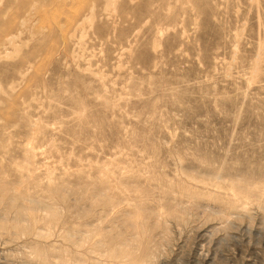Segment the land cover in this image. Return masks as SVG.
<instances>
[{"label":"rangeland","instance_id":"obj_1","mask_svg":"<svg viewBox=\"0 0 264 264\" xmlns=\"http://www.w3.org/2000/svg\"><path fill=\"white\" fill-rule=\"evenodd\" d=\"M263 187L264 0H0V264H264Z\"/></svg>","mask_w":264,"mask_h":264},{"label":"bare ground","instance_id":"obj_2","mask_svg":"<svg viewBox=\"0 0 264 264\" xmlns=\"http://www.w3.org/2000/svg\"><path fill=\"white\" fill-rule=\"evenodd\" d=\"M216 174L218 175V172H217ZM223 174H224V173H223ZM214 177H215V176H214ZM239 179H240V178H239ZM231 181H232V180H231ZM208 182H209V181H208ZM103 183H104V182H103ZM103 183H102V184H103ZM183 183H184V182H183ZM104 184H105V183H104ZM231 184H232V187L234 188V187H237L239 183H237V182L235 181V182H232ZM260 184H261V183H260ZM5 185H6V184H5ZM185 185H186V183H185ZM185 185H184V186H185ZM217 185H218V184H217ZM99 186H101V185H99ZM184 186H182V187H184ZM186 186H187V185H186ZM3 187H5V186H3ZM103 187H104V186H103ZM248 187H249V186H248ZM251 187H252V186H251ZM259 187H260V186H259ZM5 188H8V187H5ZM189 188H190V186H189ZM263 188H264V187H263ZM3 189H4V188H3ZM3 189H2V190H3ZM8 189H9V188H8ZM8 189H7V190H8ZM185 189H187V188L184 187V190H185ZM5 190H6V189H5ZM7 190H6V191H7ZM107 190H108V189H107ZM107 190H105V191H107ZM230 190H231V189H230ZM263 190H264V189H262V190H260V191H263ZM3 191H4V190H3ZM181 191L183 192V190H181ZM231 191H234V190H231ZM244 191H245V190H244ZM247 191H251V189H249V190H247ZM7 192H8V191H7ZM11 192H13V190H12ZM198 192H199V191H198ZM1 193H2V192H1ZM8 193H9V192H8ZM8 193H7V194H8ZM98 193H99V192H98ZM101 193H102V192H101ZM196 193H197V192H196ZM2 194H3V193H2ZM15 194H16V192H15ZM17 194H18V191H17ZM21 194H23V193H21ZM21 194H20V195H21ZM184 194H185V192H184ZM199 194H200V193H199ZM199 194H198V195H199ZM261 194H262V192H261ZM11 195H12V194H11ZM20 195H18L17 197H19ZM25 195H26V194H25ZM25 195H24V196H25ZM190 195H192V194H190ZM193 195H195V194H193ZM235 195H236V194H235ZM254 195H255V194H254ZM9 196H10V195H9ZM24 196H22V197L24 198ZM26 196H27V195H26ZM26 196H25V197H26ZM106 196H107V195H106ZM185 196H186V195H185ZM239 196H240V194H239ZM262 196H263V194H262ZM20 197H21V196H20ZM20 197H19V198H20ZM108 197H109V196H108ZM23 198H22V199H23ZM7 199H8V198L6 197V201H7ZM107 199H109V198H107ZM0 200H1V199H0ZM8 200H9V204H10L11 206H14L15 198L10 196ZM18 200H19V199H18ZM18 200H17V201H18ZM26 200H27V199H26ZM29 200H30V199H29ZM31 200H33V199H31ZM31 200H30V201H31ZM22 201H23V200H22ZM105 201H107V200H105ZM109 201H110V199H109ZM17 203H18V202H17ZM17 203H15V204H17ZM106 203H107V202H106ZM228 204H229V203H228ZM232 204H233V203H232ZM17 206H18V204H17ZM235 206H236V205H235ZM15 207H16V206H15ZM139 207H140V206H139ZM227 207H228V206H227ZM237 207H238V206H237ZM24 209H25V208H24ZM114 209H115V208H114ZM19 210H20V209H19ZM14 211H15V210H14ZM25 211L27 212L26 209H25ZM133 211H134V210H133ZM141 211H142V210H141ZM20 212H21L23 215L25 214V213H24L23 211H21V210H20ZM136 212H137V211H136ZM143 212H144V211H142L141 213H136L135 216L131 217L130 220L128 219V220H129V224H128V225H129V228H130V227H131V228L134 227L133 229L136 228L139 232L142 231L143 233L146 232V231L148 230L147 228H146V229H142L143 220L145 219V218H144L145 213H143ZM132 213H133V212H132ZM134 213H135V212H134ZM142 213H143V214H142ZM16 214H17V213H16ZM30 214H31V213H30ZM32 214H34V213H32ZM32 214H31V215H32ZM17 215H18V214H17ZM23 215H22V218H23ZM131 215H132V214H131ZM147 215H148V214H147ZM151 215H152V214H151ZM18 216L21 217V215H18ZM24 216L26 217V215H24ZM28 216H29V219H30L31 216H30V215H28ZM28 216H27V217H28ZM34 216H35V214H34ZM19 217H18V218H19ZM147 217H148V216H147ZM152 217H153V216H152ZM15 218H17V217H15ZM22 218H21V219L19 218L18 220H22ZM147 222H148V221H147V219H146V223H147ZM148 223H149V222H148ZM149 224H151V223H149ZM149 224H147V226H148ZM144 225H145V224H144ZM144 225H143V228H145ZM145 226H146V225H145ZM147 226H146V227H147ZM149 227H150V226H149ZM92 231H93V230H92ZM93 232H94V231H93ZM148 232H150V231H148ZM146 233H147V232H146ZM136 234H138V233H136ZM147 234H150V233H147ZM138 235H140V234H138ZM70 236H71V235H70ZM78 236H79V235H78ZM140 236H141V235H140ZM140 236H139V237H140ZM146 236L149 237L150 235H146ZM73 237H74V236H73ZM142 237H143V236H142ZM142 237H140V238L142 239ZM114 238H115V237H114ZM126 238H127V237H126ZM126 238H125V239H126ZM104 240H105V238H104ZM91 241H92V240H91ZM91 241H90V242H91ZM105 241H106V240H105ZM109 241H110V240H109ZM109 241H108V242H109ZM113 241H114V240H113ZM145 241H146V240H145ZM90 242H89V243H90ZM106 242H107V241H106ZM73 243H75V244H74V246H75V245H76V242H73ZM97 243H99V242H97ZM113 243H114V242H113ZM143 243H144V242H143ZM145 243H147V241H146ZM84 244H85V242H84ZM100 244H101V243H100ZM126 244H128V243H126ZM130 244H131V243H130ZM77 245H78V244H77ZM102 245H104V244H102ZM111 245H112V244H111ZM109 246H110V245H109ZM109 246H108V247H109ZM115 246H116V244H115ZM121 246H122V245H121ZM126 246H127V245H126ZM126 246H125L124 248H126ZM146 246H147V245H146ZM75 247H76V246H75ZM108 247H107V248H108ZM111 247H112V246H111ZM127 247H128V246H127ZM129 247H130V246H129ZM142 247H143V246H142ZM109 248H110V247H109ZM112 248H113V247H112ZM117 248H119V251H120V246L117 247ZM117 248H116V249H117ZM35 249H36V248H35ZM38 249H41V248H38ZM38 249H37V250H38ZM108 250H109V249H108ZM126 250L128 251V248H127ZM109 251H110V250H109ZM119 251H118V252H119ZM122 251H124L126 254H129V253H130L129 251H128L129 253H127V252H126L125 250H123V249H122ZM130 251H131V249H130ZM76 252H77V251H76ZM131 252H133V251H131ZM143 252H144V251H143ZM95 253H96V252H95ZM133 253H134V252H133ZM42 254H43L42 256H45V255H46V254L44 253V251H43ZM44 254H45V255H44ZM72 254H73V253H72ZM111 254H112V253H111ZM117 254H118V253H117ZM126 254H125V255H126ZM131 254H132V253H131ZM120 255H121V253H120ZM132 255H133V254H132ZM135 255H136V254H135ZM46 256H47V255H46ZM113 256H114V254H113ZM115 256H116V255H115ZM115 256H114V257H115ZM123 256H124V254H123ZM137 256H139V255H136V257H137ZM117 257H118V256H117ZM129 257H131V256H129ZM129 257H128V258H129ZM134 257H135V256H134ZM134 257H133V258H134ZM136 257L133 259V261H132L133 263H132L131 261H129V262L132 263V264H140V263H139V260H138L139 258L137 259ZM142 257H143V256H142ZM43 258H44V257H43ZM118 258H119V257H118ZM123 258L125 259V258H127V257H123ZM86 259H87V258H86ZM115 259H116V258H115ZM120 259H121V258H120ZM140 259H141V258H140ZM118 260H119V259H118ZM88 261H89V260H88ZM116 261H117V259H116ZM119 262H121V261H119ZM67 264H68V263H67ZM120 264H122V263H120Z\"/></svg>","mask_w":264,"mask_h":264}]
</instances>
